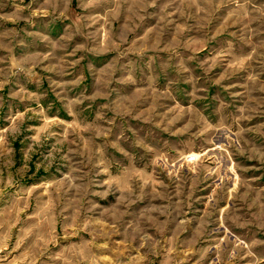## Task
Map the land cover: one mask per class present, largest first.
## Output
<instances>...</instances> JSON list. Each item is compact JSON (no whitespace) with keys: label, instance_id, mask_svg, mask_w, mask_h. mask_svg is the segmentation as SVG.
Wrapping results in <instances>:
<instances>
[{"label":"rangeland","instance_id":"rangeland-1","mask_svg":"<svg viewBox=\"0 0 264 264\" xmlns=\"http://www.w3.org/2000/svg\"><path fill=\"white\" fill-rule=\"evenodd\" d=\"M264 264V0H0V264Z\"/></svg>","mask_w":264,"mask_h":264},{"label":"crops","instance_id":"crops-1","mask_svg":"<svg viewBox=\"0 0 264 264\" xmlns=\"http://www.w3.org/2000/svg\"><path fill=\"white\" fill-rule=\"evenodd\" d=\"M1 264H6V263H1ZM11 264V263H10Z\"/></svg>","mask_w":264,"mask_h":264}]
</instances>
